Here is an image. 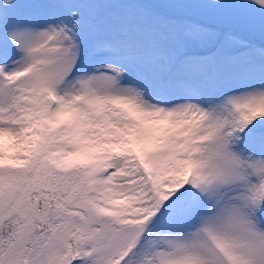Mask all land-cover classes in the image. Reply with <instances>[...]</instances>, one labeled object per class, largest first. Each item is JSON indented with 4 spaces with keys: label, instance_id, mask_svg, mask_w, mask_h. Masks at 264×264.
I'll list each match as a JSON object with an SVG mask.
<instances>
[{
    "label": "snow or ice",
    "instance_id": "snow-or-ice-1",
    "mask_svg": "<svg viewBox=\"0 0 264 264\" xmlns=\"http://www.w3.org/2000/svg\"><path fill=\"white\" fill-rule=\"evenodd\" d=\"M0 264H264V0H0Z\"/></svg>",
    "mask_w": 264,
    "mask_h": 264
},
{
    "label": "trees",
    "instance_id": "trees-1",
    "mask_svg": "<svg viewBox=\"0 0 264 264\" xmlns=\"http://www.w3.org/2000/svg\"><path fill=\"white\" fill-rule=\"evenodd\" d=\"M253 39L255 40L256 43H258V44L260 43L259 37H254Z\"/></svg>",
    "mask_w": 264,
    "mask_h": 264
}]
</instances>
